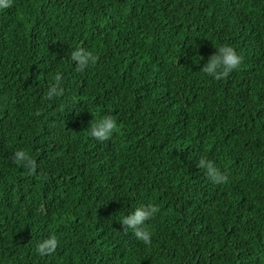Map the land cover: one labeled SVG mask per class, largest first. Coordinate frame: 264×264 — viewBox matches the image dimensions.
Here are the masks:
<instances>
[{
  "label": "trees",
  "instance_id": "16d2710c",
  "mask_svg": "<svg viewBox=\"0 0 264 264\" xmlns=\"http://www.w3.org/2000/svg\"><path fill=\"white\" fill-rule=\"evenodd\" d=\"M223 43L244 59L216 80L200 69ZM81 47L98 54L83 71L70 56ZM56 72L63 92L48 97ZM106 114L122 131L99 141L90 126ZM149 204L145 245L119 220ZM0 264H264V0L0 10Z\"/></svg>",
  "mask_w": 264,
  "mask_h": 264
},
{
  "label": "clouds",
  "instance_id": "9594fccd",
  "mask_svg": "<svg viewBox=\"0 0 264 264\" xmlns=\"http://www.w3.org/2000/svg\"><path fill=\"white\" fill-rule=\"evenodd\" d=\"M13 3L14 0H0V10L11 8ZM216 49L217 51L211 54L200 70L206 76L220 80L237 69L244 58L237 52L235 47L228 43L219 44ZM70 56L73 61L77 62V66L81 71L89 65H94L98 60V54L95 53V50H87L82 47L73 50ZM62 79L63 74L61 72H56L54 76L55 83L49 88L46 94L48 97L59 96L63 92V88L60 87ZM37 114H39V110H37ZM121 131L122 124L119 122L118 118L114 115L106 114L91 123L89 135L99 141H107L114 136H119ZM14 162L23 166L30 172L34 171L37 166L36 160L30 152L24 149L15 151ZM197 164L198 167L206 170L207 175L214 183H227L228 175L222 172L214 161L208 159L206 156H202ZM158 211V205H141L128 214L121 213L119 222L125 233L131 230L139 241L143 242L145 245H151L153 232L146 222L156 216ZM59 244L60 240L58 236L53 233L38 243L36 251L41 256L53 254L56 252Z\"/></svg>",
  "mask_w": 264,
  "mask_h": 264
}]
</instances>
